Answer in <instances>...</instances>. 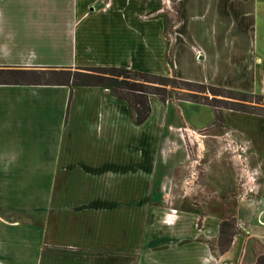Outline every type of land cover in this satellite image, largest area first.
Wrapping results in <instances>:
<instances>
[{
  "label": "crops",
  "instance_id": "crops-1",
  "mask_svg": "<svg viewBox=\"0 0 264 264\" xmlns=\"http://www.w3.org/2000/svg\"><path fill=\"white\" fill-rule=\"evenodd\" d=\"M170 2L0 0V67L102 65L166 75L168 46L173 60L174 48L185 40L191 58L201 62L211 48L206 38L217 39L218 34L194 30L199 23H193L195 17L206 13V0H178L168 45L163 7ZM202 6L204 12H195ZM228 6L218 0L217 12L250 16L249 8L231 11ZM246 48L237 57L239 79L253 81L257 57ZM242 90L254 92L250 84ZM150 105L148 118L136 124L129 104L107 87L0 84V264L125 263L131 252L126 233L130 217L138 215L139 232L151 230L153 218L157 231L164 209L148 207V200L162 198V192L152 194L147 184L163 182V149L170 148L164 138H177L180 126L205 127L206 121L187 118L183 106L206 105L163 102L155 95ZM222 115L226 128L211 132L206 143L211 162L206 175L224 183L226 177L235 174L238 180L236 174H242L252 183L250 191L241 189L228 197L220 195L223 190L210 189L206 199H234L240 232L219 249L212 237L225 211L206 203V241L190 239L181 246L172 241L165 252L171 264L187 249L206 264H243L247 255L249 264H255L264 255V116L236 110ZM228 138L238 159L235 168L227 165L224 154L222 140ZM181 213L175 222L189 225L187 212ZM120 231L122 238H116ZM158 236L139 239L144 248L140 264L159 262L164 252Z\"/></svg>",
  "mask_w": 264,
  "mask_h": 264
},
{
  "label": "rangeland",
  "instance_id": "rangeland-1",
  "mask_svg": "<svg viewBox=\"0 0 264 264\" xmlns=\"http://www.w3.org/2000/svg\"><path fill=\"white\" fill-rule=\"evenodd\" d=\"M187 1L190 2L192 0ZM197 1L202 2V0ZM223 1L228 3L229 6L227 9L231 8V11L249 8L250 16H236L235 18L231 16L227 10H221V12L218 13L216 7L218 0H206V13L203 17H195L196 20L193 21V23H199L194 30L196 32L203 30L207 34L211 32L218 33L217 36L214 35L217 39L206 38V45L211 43V48L210 51H207L208 53L201 62L195 61L191 58L188 48L184 43L186 40L184 42H179L174 48L173 60L171 50L168 46L166 61L170 70L167 71L165 76L176 75L182 79L187 78V80L212 86H216L218 83L232 84L235 87L233 86V88L229 89L238 91L242 90V88L249 87L250 84V86H253L254 92H248L252 93V95L247 98V107H253L257 112H264V99L260 100L257 96L253 95H264V0ZM165 2H167V0H165ZM177 2L178 0H171L168 6L164 5L163 7V13L166 16V29L168 31V45L170 43L172 23L175 22L178 14ZM204 8L205 7L198 8L195 12L202 13L205 10ZM198 26H202V28H199ZM224 32L225 37L222 35ZM247 46L250 47L249 54H256L257 57V61L253 62L255 63V69L253 72L256 76L253 81L250 80V77L245 80L239 79L241 77L239 74L241 66L237 57L239 53L243 54L247 51ZM251 56L252 55H250V57ZM221 86L222 85H219L217 87ZM191 88L196 91L175 87L170 94V97L167 98L165 102L168 99L173 101H183L184 99H180V97L200 100L202 103L197 104H204L206 105V108L203 109L200 107L184 105L183 111L185 112L186 117L194 122L206 121V126L194 130L191 128L188 129V127L185 126H180L179 130H177V138L176 135L173 136L170 134L167 135L168 137L164 138V142L168 144L170 148L164 147L163 149V182L147 184V189L151 190L152 194L156 195L157 192H162V198L156 195L157 197H151V199L148 200V207L154 205L160 206L164 209L162 211V225H160L157 228V231H155L153 226L154 220L152 218V222H150L152 223V229L150 230L148 227L146 232H139L137 220L138 215H132L130 217L131 229L129 232L126 231V233H130V259L125 263L119 264H140L139 254L141 251H144V248L139 239L145 237L148 240L150 238L149 235L154 237L156 233L159 235L157 238H161L163 241L162 246H160L159 249L164 252L161 256L162 259L160 258L157 264H171L168 261L166 262L167 257L165 256H168L169 253L165 252H169L172 241H178L180 246L190 239L206 241V205L208 203L219 204L218 206L221 208L220 210L225 211V213L222 212L220 214L221 221L218 226V234L216 237H212L218 240L219 249L227 247L234 235L240 232L236 216L233 213L235 208L234 199L228 198L222 203H219L221 201L218 199H206V191H209L210 189L217 190L218 193L219 190L220 193L221 190H223V193L220 195L222 197H228V195L231 196L233 193L241 189L250 191L249 186L252 183L251 179H249L250 177H246L247 179L245 180L242 174H236L238 180L235 178V174L232 175L231 178L226 177L227 181L224 183L210 181L206 175V169L210 162L208 157L209 152L206 150V143H210L209 137H211V132H216L215 130L218 129L224 130L226 128L222 112L233 109L227 108L230 106V103L223 100H231V98L222 95H214L212 91L207 90L206 87ZM189 92L197 95L191 97L188 94ZM221 94L224 93L221 92ZM152 95L154 94H151L150 96ZM155 111H157V108ZM174 121L175 119L172 120L171 116V123H174ZM218 140L219 138L216 139L217 142ZM222 141L227 145V150L224 151L227 158V165H231L233 168H235V166L237 167L238 159L236 153L234 150H231L232 145L234 144L233 140L228 138ZM214 164L216 167L219 166V163L217 162ZM230 173L231 171H229L228 174ZM217 178L218 180L220 179V177ZM220 210L215 211V213L218 214ZM181 212H187L186 214H188L187 216H189L191 220L189 225H181L180 223L175 222L178 216L180 217L181 214H184ZM148 219H150L149 216ZM188 232H192V234H187ZM141 233L143 237L141 236ZM122 234V231L116 232L115 237L122 238ZM181 248L182 247H179V249ZM174 249L176 250V247ZM196 257L192 256L187 249L185 253L179 255L175 264H206L201 258L199 259ZM250 261L251 256L247 255L243 264H249ZM262 262L264 263V260H262Z\"/></svg>",
  "mask_w": 264,
  "mask_h": 264
},
{
  "label": "trees",
  "instance_id": "trees-1",
  "mask_svg": "<svg viewBox=\"0 0 264 264\" xmlns=\"http://www.w3.org/2000/svg\"><path fill=\"white\" fill-rule=\"evenodd\" d=\"M0 84L22 85H84L108 87L113 94L124 99L131 108L133 120L136 124H142L151 112L149 96L154 94L165 101L170 97L175 87L194 90L191 87L205 88L214 95H222L231 100L227 108L255 113L264 116V112H257L253 107H247L246 101L252 93L233 90L224 87L206 85L192 80L182 79L176 75L165 76L152 72L132 70L119 66H78L72 67H0ZM170 87V88H169ZM223 92L224 94H221ZM195 97L197 94L188 93ZM260 100L262 94H253ZM213 98V97H212ZM195 103H202L198 99L183 98ZM264 255H260L255 264L263 263ZM264 264V263H263Z\"/></svg>",
  "mask_w": 264,
  "mask_h": 264
}]
</instances>
